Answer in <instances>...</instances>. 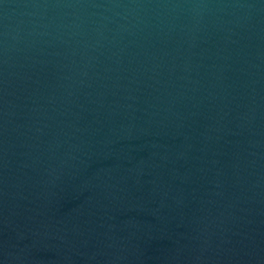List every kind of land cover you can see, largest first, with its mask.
Returning <instances> with one entry per match:
<instances>
[{"label": "water", "instance_id": "95a60500", "mask_svg": "<svg viewBox=\"0 0 264 264\" xmlns=\"http://www.w3.org/2000/svg\"><path fill=\"white\" fill-rule=\"evenodd\" d=\"M0 264H264V0H0Z\"/></svg>", "mask_w": 264, "mask_h": 264}]
</instances>
